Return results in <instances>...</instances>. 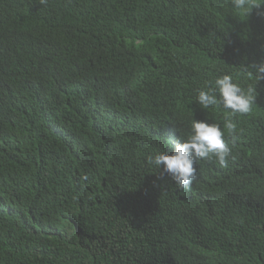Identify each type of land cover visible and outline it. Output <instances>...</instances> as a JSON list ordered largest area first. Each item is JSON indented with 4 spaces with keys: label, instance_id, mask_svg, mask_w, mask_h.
<instances>
[{
    "label": "trees",
    "instance_id": "trees-1",
    "mask_svg": "<svg viewBox=\"0 0 264 264\" xmlns=\"http://www.w3.org/2000/svg\"><path fill=\"white\" fill-rule=\"evenodd\" d=\"M260 62L264 18L237 15L230 0H0V84L32 79L26 94L62 127L35 171L0 153V264H264V79L248 75ZM74 73L75 92H91L109 119L71 99L70 114L49 110L50 88L70 89ZM223 75L256 90L250 113L233 117L234 143L225 130L227 166L200 162L194 192L164 205L174 182L149 163L158 133L170 124L187 140L193 119L223 126L228 110L196 99ZM142 105L160 118L143 127L152 153L123 168L115 151ZM2 120L0 145L38 136Z\"/></svg>",
    "mask_w": 264,
    "mask_h": 264
},
{
    "label": "clouds",
    "instance_id": "clouds-1",
    "mask_svg": "<svg viewBox=\"0 0 264 264\" xmlns=\"http://www.w3.org/2000/svg\"><path fill=\"white\" fill-rule=\"evenodd\" d=\"M46 2V0H42ZM231 8L237 15L247 17L253 9L257 10V15L264 18V0H230ZM248 71L251 77L253 73L257 81L264 79V62L254 63ZM247 70V69H246ZM84 76L81 73H74L67 77L71 88L67 89L64 85L58 84L51 89V96L46 97L48 108L57 115L70 114L65 111L61 104L69 99L74 103L90 106L92 113L101 119H109L111 114L105 112L100 104L95 101V96L91 92L76 93V79ZM14 79H19L13 76ZM11 79V78H10ZM31 80L22 82L15 88H10V80L3 87L0 84V123L2 119L6 121L16 120L17 124L27 129H32L38 136L29 140H24L15 144L0 145V153H7V161H23L31 165L33 171V160L35 156L44 150L51 151L59 141V134H62V127L54 122L45 119L39 114L37 103L39 97H29L26 93L27 87H31ZM93 84L86 86L90 89ZM255 88L249 86L245 91L239 84L233 82L231 75L217 77L214 84L207 91L200 90L197 95V104L201 109H209L212 106L220 105L228 110V115L223 121V126L216 123H208L205 120L193 119L190 127V135L185 140L180 133L170 124H167L163 131L158 134L160 140L155 144L157 151L152 153L149 141L143 131V127L150 123L160 120L158 114L150 106L142 105L137 107L138 112L134 114L125 126L127 141L124 148L115 151V158L123 168L132 161H137L140 155L152 156L149 163L160 170V176H168L174 182L169 190L164 205L172 195L186 196L191 195L196 186L198 164L206 160L215 159L220 167L227 166V160L231 156V148L225 141V130L232 137L234 143L237 137V125L233 117L250 113L252 105L256 100ZM17 100L29 101L31 107L28 110H21L14 107ZM161 116L164 110L155 105ZM102 115V116H101ZM14 126H16L13 123ZM154 131V128H151ZM11 132V131H8ZM80 140L82 143H90V128L88 122L80 128ZM20 150V152H17ZM8 177L17 187L20 183L18 175L8 170ZM137 198V194H135ZM138 203V198H137ZM136 203V205H137Z\"/></svg>",
    "mask_w": 264,
    "mask_h": 264
}]
</instances>
